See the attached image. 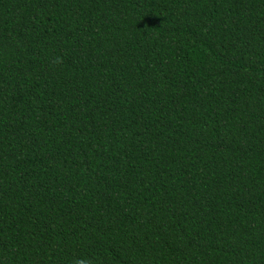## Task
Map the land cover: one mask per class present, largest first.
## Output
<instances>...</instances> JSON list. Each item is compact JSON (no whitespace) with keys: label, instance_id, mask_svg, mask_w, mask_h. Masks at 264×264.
Wrapping results in <instances>:
<instances>
[{"label":"trees","instance_id":"trees-1","mask_svg":"<svg viewBox=\"0 0 264 264\" xmlns=\"http://www.w3.org/2000/svg\"><path fill=\"white\" fill-rule=\"evenodd\" d=\"M264 264V0H0V264Z\"/></svg>","mask_w":264,"mask_h":264},{"label":"clouds","instance_id":"clouds-1","mask_svg":"<svg viewBox=\"0 0 264 264\" xmlns=\"http://www.w3.org/2000/svg\"><path fill=\"white\" fill-rule=\"evenodd\" d=\"M73 264H97V261L90 257H80L76 258Z\"/></svg>","mask_w":264,"mask_h":264}]
</instances>
